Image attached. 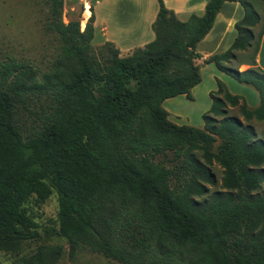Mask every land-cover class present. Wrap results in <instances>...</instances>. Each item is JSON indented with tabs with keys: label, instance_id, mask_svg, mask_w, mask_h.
Here are the masks:
<instances>
[{
	"label": "trees",
	"instance_id": "16d2710c",
	"mask_svg": "<svg viewBox=\"0 0 264 264\" xmlns=\"http://www.w3.org/2000/svg\"><path fill=\"white\" fill-rule=\"evenodd\" d=\"M45 2L47 29L60 42L50 69L0 61V230L26 239L37 224L25 204L55 192L72 256L89 249L123 264H264V133L228 116L241 98L221 82L203 129L171 122L164 107L193 98L202 82L197 46L223 5L239 2L244 17L232 46L205 62L254 88L259 106L241 111L248 123L264 121V71L228 66L248 49L256 65L264 0H210L187 21L159 0L154 41L127 57L107 43L116 50L107 70L87 56L93 7L82 31L80 21H63L64 0ZM36 97L49 103L27 132L22 112H32ZM215 164L223 191L206 198Z\"/></svg>",
	"mask_w": 264,
	"mask_h": 264
},
{
	"label": "rangeland",
	"instance_id": "374dc122",
	"mask_svg": "<svg viewBox=\"0 0 264 264\" xmlns=\"http://www.w3.org/2000/svg\"><path fill=\"white\" fill-rule=\"evenodd\" d=\"M95 1L64 0L63 21L69 23L70 20H78L84 31L91 18L89 15L86 18L85 13L91 10ZM258 9L262 19L255 30V35L259 33L264 22L263 6ZM49 20L50 7L45 0H0V61H8V58L12 57L17 61L31 63L40 72H47L56 60L60 46L58 36L47 29ZM115 52L116 50L107 43L92 41L87 56L98 69L107 70L110 68ZM128 55L119 53L120 57ZM253 57L254 49L238 52L237 61L228 66L244 72L249 68L243 67L242 64L244 62L253 64ZM206 59L203 57L197 61L201 68L202 82L194 91L192 90L193 98L179 96L166 101L164 107L169 113V120L177 125L203 129L204 116L213 103L212 95L218 91L219 82H221L229 92H234L241 98L239 106H228V116L237 117L244 124L251 125L262 138L264 121L254 118L248 123L244 120L241 111L243 103L250 109L258 107L261 102L259 93L251 86L240 83L230 74L219 70L215 64H207ZM251 68L258 70L255 67ZM225 75H228L231 80L225 79ZM254 93L259 98L258 103L254 99ZM48 103L49 100L46 97L40 99L36 97L34 103L29 105L32 112H22L25 131L30 132L32 127L37 125L35 121L38 116L36 115H40L45 109V106H41ZM211 169L214 183L206 185L208 190L206 198L214 192L223 191V170L216 164ZM25 209L37 224V228L23 240L11 239L12 235L9 231L0 230V264H123L89 249H80L74 256L70 254L69 244L60 234L59 202L55 192L44 201L36 196L31 197L25 204Z\"/></svg>",
	"mask_w": 264,
	"mask_h": 264
},
{
	"label": "crops",
	"instance_id": "0c3cea01",
	"mask_svg": "<svg viewBox=\"0 0 264 264\" xmlns=\"http://www.w3.org/2000/svg\"><path fill=\"white\" fill-rule=\"evenodd\" d=\"M162 1L165 7L174 12L179 20L187 21L193 14L202 16L210 0ZM92 6L95 19L93 41L112 43L122 55L131 54L134 50L144 48L154 41L153 25L160 10L159 0H96ZM243 17L244 9L239 2H226L219 12L212 30L197 46L202 57L206 59L227 51L237 36L235 25ZM255 61V66L249 62H244L242 65L249 69L255 67L264 70V35ZM224 77L228 81L231 80L228 75ZM230 93L237 95L234 92ZM253 96L258 103L257 94L254 93ZM165 104L166 102L164 106Z\"/></svg>",
	"mask_w": 264,
	"mask_h": 264
}]
</instances>
